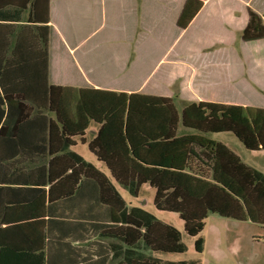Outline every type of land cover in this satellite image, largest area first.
Returning <instances> with one entry per match:
<instances>
[{"label": "trees", "instance_id": "1", "mask_svg": "<svg viewBox=\"0 0 264 264\" xmlns=\"http://www.w3.org/2000/svg\"><path fill=\"white\" fill-rule=\"evenodd\" d=\"M36 3L0 0V146L10 151L17 147L29 155L60 152L86 170L85 177L99 184L101 197L121 220L119 226L98 235L110 245L111 264H201L199 260L174 262L160 257L187 251L181 232L138 204L127 206L113 181L135 200L149 186L154 191L155 209L177 214L185 233L197 238L195 249L200 254L205 245L201 234L210 214L264 225V173L213 139L214 135L231 134L246 150L264 151V108L200 102L180 114L168 98L107 91L97 92L96 98L83 90L73 105L69 88L50 82L48 48L53 31L46 26L49 20L35 10ZM178 27H184L181 18ZM263 38L262 19L249 12L242 40ZM90 121L102 124L89 147L111 178L70 150L72 138L83 135ZM181 126L185 129L182 136L178 135ZM58 134L64 138L61 143H55ZM34 136L43 140L2 141ZM4 161L14 159L0 158V164ZM54 162L59 160L51 161V166ZM47 178L41 187L65 183L73 176L50 173ZM21 180L3 176L0 183ZM24 180L32 185L27 181L32 174ZM33 190L28 193L30 205L19 208L23 212L17 226L23 235L21 245L9 239L10 226L2 228L10 225L9 217L16 208L0 206V262L7 251L17 253L21 264L48 262V196L43 189Z\"/></svg>", "mask_w": 264, "mask_h": 264}, {"label": "crops", "instance_id": "2", "mask_svg": "<svg viewBox=\"0 0 264 264\" xmlns=\"http://www.w3.org/2000/svg\"><path fill=\"white\" fill-rule=\"evenodd\" d=\"M35 10L49 20L46 26L53 31L48 48L50 82L69 88L73 105L83 90L96 98L101 91L168 98L180 114L200 102L264 108V38L242 40L249 12L257 14L264 26V0H37ZM180 18L183 29L178 27ZM101 127L90 121L83 135L72 138L70 150L111 178L89 147ZM184 132L181 126L178 135ZM41 140L34 136L2 141ZM234 140L242 152L245 147ZM62 141L58 134L55 143ZM219 143L236 150L227 141V145ZM0 158L14 159L0 164V178L22 179L0 183V206L16 208L10 225H2L3 229L10 226L9 239L16 246L23 240L17 227L23 215L19 208L30 205L28 193H34L33 189H43L48 196L47 264H111L110 245L98 235L119 226L121 220L101 197L99 184L85 177L84 168L80 170L60 152L29 155L17 147L10 151L0 146ZM30 173L32 180L27 181L32 185L24 180ZM50 173L73 178L41 187ZM113 182L127 206L138 204L139 199ZM211 229L217 232L218 226ZM4 255L0 264H21L17 253Z\"/></svg>", "mask_w": 264, "mask_h": 264}, {"label": "rangeland", "instance_id": "3", "mask_svg": "<svg viewBox=\"0 0 264 264\" xmlns=\"http://www.w3.org/2000/svg\"><path fill=\"white\" fill-rule=\"evenodd\" d=\"M220 135L213 139L224 144L227 141L231 148L240 151L233 149L246 165L264 173V151L250 152L243 149L241 152L232 135ZM125 196L129 199L128 194ZM153 201L154 191L148 187L143 188L138 205L156 215L159 220L178 229L182 234V242L187 247V251L183 254H160L163 259L174 262L199 260L201 264H264V225L210 214L201 234L206 244L205 251L200 254L195 249L197 238L185 233L184 223L179 216L168 212H158ZM212 225L218 226L217 232L210 230Z\"/></svg>", "mask_w": 264, "mask_h": 264}]
</instances>
